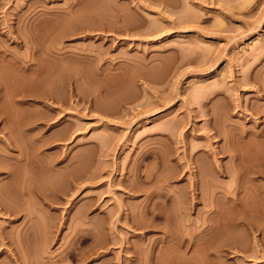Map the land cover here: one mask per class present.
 Listing matches in <instances>:
<instances>
[{
    "label": "rangeland",
    "instance_id": "1",
    "mask_svg": "<svg viewBox=\"0 0 264 264\" xmlns=\"http://www.w3.org/2000/svg\"><path fill=\"white\" fill-rule=\"evenodd\" d=\"M130 1L0 0V264H264V0Z\"/></svg>",
    "mask_w": 264,
    "mask_h": 264
},
{
    "label": "bare ground",
    "instance_id": "2",
    "mask_svg": "<svg viewBox=\"0 0 264 264\" xmlns=\"http://www.w3.org/2000/svg\"><path fill=\"white\" fill-rule=\"evenodd\" d=\"M131 2V4L130 5H132V3H134V1H130ZM136 5V4H135ZM139 7V6H138ZM139 11V10H138ZM111 14V13H110ZM104 15V14H103ZM101 17V16H100ZM106 17V16H105ZM116 17V16H115ZM117 18H118V14H117ZM101 19H102V17H101ZM106 20H107V17H106ZM102 24V23H101ZM229 139V138H228ZM231 140V139H230ZM233 154V153H232ZM242 155V154H241ZM243 156V155H242ZM239 157V156H238Z\"/></svg>",
    "mask_w": 264,
    "mask_h": 264
}]
</instances>
